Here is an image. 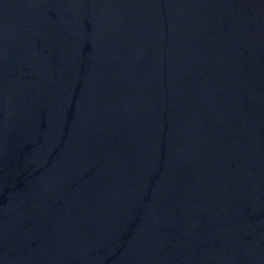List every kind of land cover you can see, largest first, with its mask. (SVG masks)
Returning a JSON list of instances; mask_svg holds the SVG:
<instances>
[{
  "label": "water",
  "instance_id": "95a60500",
  "mask_svg": "<svg viewBox=\"0 0 264 264\" xmlns=\"http://www.w3.org/2000/svg\"><path fill=\"white\" fill-rule=\"evenodd\" d=\"M0 264H264V0H0Z\"/></svg>",
  "mask_w": 264,
  "mask_h": 264
}]
</instances>
